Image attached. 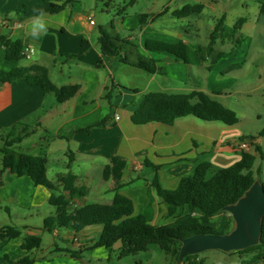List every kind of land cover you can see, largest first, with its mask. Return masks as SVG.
I'll use <instances>...</instances> for the list:
<instances>
[{
    "label": "crops",
    "instance_id": "obj_1",
    "mask_svg": "<svg viewBox=\"0 0 264 264\" xmlns=\"http://www.w3.org/2000/svg\"><path fill=\"white\" fill-rule=\"evenodd\" d=\"M255 1L258 8L264 2ZM149 2L150 7L140 13L150 15L142 25L139 14L130 15L120 7L113 14L111 32L131 44L125 46L122 57L134 61L139 55L154 60L159 70L154 74L101 54L98 37L103 27L93 20L90 24L94 15L89 14L90 7L84 10L83 0H0V37L20 42L24 56L19 61L6 60L0 43V70L38 65L46 69L49 80L57 88L79 86L74 97L59 103L54 94L44 93L25 79L0 85V149L5 142L19 139L11 151L16 155L45 158L46 177L55 186L50 191L35 186L27 176L2 169L0 154V232L6 227L19 232L12 239L0 235V264H84L87 253H92L89 260L86 258L87 263L102 264L110 260L113 250L120 251V242L110 249L92 247L101 227L79 232L55 227L47 231L44 220L56 214L55 207L49 203L52 194L64 196L71 212L88 204L109 205L118 192L132 202L134 216L150 205V224L162 226L175 219L166 217V206L150 187L155 179L162 189L174 190L201 163H210L206 173L209 179L218 170L238 162L243 153L238 147L240 142L248 143L247 152L254 153L250 141L243 138L255 136L259 131L242 129L240 121L234 126H225L184 117L172 125L132 123V115L149 93L203 92L224 107H227L222 101L225 98L245 96L239 90L238 95L222 93L200 81L213 76L210 73L219 64L208 72L196 55L198 47L209 43L216 21L222 17L206 12V5L217 0ZM51 4L62 9L46 13ZM194 5H202V11L181 18L174 15L183 7ZM40 12L45 14L47 35L34 40L30 35L31 20ZM105 12L109 15L111 6ZM202 30L207 32L208 41H201ZM148 41L185 43L190 64L176 62L167 53L146 50ZM115 115L118 120L114 119ZM251 142L259 145V138ZM152 165L159 167L157 173ZM106 170L108 178L104 179ZM253 170L256 169L253 167ZM68 172L75 177L74 187L83 196L70 198L57 182ZM181 212L187 213V208L177 213ZM194 215L200 213L195 211ZM210 225L226 234L233 230L235 223L225 211L214 216ZM30 238L38 240V245L32 242L35 247L23 249ZM96 248L104 252L97 254ZM217 252L220 251H213Z\"/></svg>",
    "mask_w": 264,
    "mask_h": 264
},
{
    "label": "trees",
    "instance_id": "obj_2",
    "mask_svg": "<svg viewBox=\"0 0 264 264\" xmlns=\"http://www.w3.org/2000/svg\"><path fill=\"white\" fill-rule=\"evenodd\" d=\"M137 0H130L133 5ZM61 6L50 5L45 12L57 13ZM202 5L185 6L175 12L176 17H185L193 13H200ZM259 14L264 15V2L260 3ZM150 15L140 14L139 23L142 25ZM225 17L219 18L209 36V43L206 46L197 48L196 55L201 65L207 71H211L215 63L222 57L231 53L216 52L215 45L218 41H230L237 48L241 42L240 31L246 24V18H239L236 23L226 29L224 26ZM0 43L5 50V58L8 61H19L23 59L22 46L18 41H11L0 37ZM98 45L104 56L114 57L125 65L133 66L146 73H159L154 60L136 55L134 61L128 57H122V52L127 45V40L113 35L108 29L100 28ZM145 49L155 53H167L174 57L176 62L190 64L188 46L183 42L166 43L148 41ZM100 64V62H98ZM18 79H25L30 85L39 86L44 93H52L56 101L61 103L71 99L78 92L79 86H65L57 88L48 78L45 68L38 65H31L27 68H15L9 71L0 70V85L10 83ZM195 101V102H194ZM194 117L205 122H219L225 126H234L239 119L234 111L211 99L203 92H192L190 94H147L138 109L131 117L132 123L143 125L151 122L172 125L176 119ZM264 137V129H261L255 136L249 135L243 138L253 146L254 153L243 152L241 159L233 165L218 170L209 179L206 173L210 168L209 162L199 164L192 176L183 177L177 188L174 190L162 189L156 182L150 185L154 188L156 196L167 208L166 217H174V221L162 226H153L151 220V206H147L144 212L133 215L132 202L116 192L111 204H88L69 212V203L64 196L51 195L50 205L55 207L56 214L44 220V228L51 232L55 227H67L79 232L89 227H101V232L92 247H104L110 249L116 242L121 243L120 255H133L138 252H145L150 245H157L166 255L178 259L181 243L195 235H218L222 234L210 225L211 219L224 213L225 208L236 204L240 198L252 187L260 170H253L257 158L264 159V152L261 147L252 144L251 141ZM19 139L5 142L0 149L2 154V169L16 174L27 176L35 186L47 188L50 191L55 186L46 177V159L34 157L27 154L16 155L11 147L18 143ZM151 168L157 173L158 166ZM107 171L104 179H107ZM75 177L71 172L58 178L57 182L62 184L63 190L67 191L70 198L81 197L83 192L74 187ZM264 186V183H261ZM187 208V213H177ZM198 211L199 216L194 212ZM6 238H16L19 232L11 227H6L0 232ZM38 240L27 239L23 249H30ZM35 247V246H34ZM264 249V220H262V232L259 243L244 250L236 251L239 254L251 253ZM260 256H256L258 260ZM23 263V262H20ZM183 264H204L198 259V255H188L184 258Z\"/></svg>",
    "mask_w": 264,
    "mask_h": 264
},
{
    "label": "rangeland",
    "instance_id": "obj_3",
    "mask_svg": "<svg viewBox=\"0 0 264 264\" xmlns=\"http://www.w3.org/2000/svg\"><path fill=\"white\" fill-rule=\"evenodd\" d=\"M149 1L140 0L139 3L131 5L130 0H83V6L86 11H88L86 6L91 8L89 14L94 15L91 20L111 32L113 14L120 7H124L130 15H140L144 13L145 8L150 7ZM109 6H111V12L108 15L105 10ZM258 9L255 0H217L216 3L206 5V12L211 15L225 16L224 26L227 30L240 17L246 18L247 23L240 31L242 42L237 48L230 41L217 42L216 52L231 54L217 61L218 67L210 73H214L213 76L209 75L207 80L200 79L202 85L207 84L206 87L222 93L238 95L237 90L245 93L243 98L231 95L222 101L226 103V108L236 113L240 127L250 131L264 129V15H260ZM200 36L201 41H208L205 30L201 31ZM259 146L264 152V137L259 138ZM254 168L261 172L257 180L264 183V159L257 158ZM203 244L194 242L192 246L194 248ZM96 249L97 254L104 252L102 248ZM220 252L204 251L197 255L204 264H264V249L246 254H239L236 251ZM91 254L87 253V260L90 259ZM260 254L261 257L256 260V256ZM86 258L84 264H98L93 261L87 263ZM102 264H177V260L173 256L166 255L157 245H150L147 251L133 255L122 256L120 251L113 250L110 253V260L103 261Z\"/></svg>",
    "mask_w": 264,
    "mask_h": 264
},
{
    "label": "water",
    "instance_id": "obj_4",
    "mask_svg": "<svg viewBox=\"0 0 264 264\" xmlns=\"http://www.w3.org/2000/svg\"><path fill=\"white\" fill-rule=\"evenodd\" d=\"M234 220L231 232L218 235H195L181 243L177 264H183L188 255L199 254L204 251L217 250L234 252L244 250L259 243L264 220V186L256 179L252 187L231 206L225 208ZM194 242L203 245L194 246Z\"/></svg>",
    "mask_w": 264,
    "mask_h": 264
},
{
    "label": "clouds",
    "instance_id": "obj_5",
    "mask_svg": "<svg viewBox=\"0 0 264 264\" xmlns=\"http://www.w3.org/2000/svg\"><path fill=\"white\" fill-rule=\"evenodd\" d=\"M48 25L45 20V14L40 12L31 20L30 35L34 40H39L41 35H47Z\"/></svg>",
    "mask_w": 264,
    "mask_h": 264
},
{
    "label": "built area",
    "instance_id": "obj_6",
    "mask_svg": "<svg viewBox=\"0 0 264 264\" xmlns=\"http://www.w3.org/2000/svg\"><path fill=\"white\" fill-rule=\"evenodd\" d=\"M90 24H93L92 20L90 19ZM115 120H118L119 117L117 115H115L114 117ZM239 150L242 152H247L250 148V145L246 142H240V144L238 145Z\"/></svg>",
    "mask_w": 264,
    "mask_h": 264
}]
</instances>
